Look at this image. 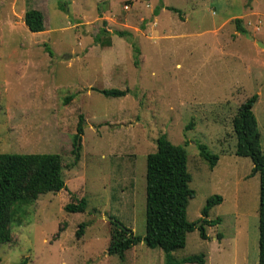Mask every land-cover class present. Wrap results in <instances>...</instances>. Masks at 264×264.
Masks as SVG:
<instances>
[{
    "label": "rangeland",
    "instance_id": "1",
    "mask_svg": "<svg viewBox=\"0 0 264 264\" xmlns=\"http://www.w3.org/2000/svg\"><path fill=\"white\" fill-rule=\"evenodd\" d=\"M29 9L44 14L43 32L26 26ZM102 29L110 33V47L98 42L107 39ZM259 43L264 0H0V154H60L67 185L21 208L12 242L0 245V264H165V253L144 243L125 260L110 256L112 225L105 219L146 235V159L162 135L187 152L196 193L188 220L203 225L207 200L223 197L209 213V220L222 221L207 228L209 240L195 230L173 257L259 264L260 176L251 175L250 158L235 155L233 128L239 107L259 95L253 111L264 153ZM93 88L129 93L107 98ZM198 144L220 157L214 170ZM83 198L85 213L65 210Z\"/></svg>",
    "mask_w": 264,
    "mask_h": 264
},
{
    "label": "trees",
    "instance_id": "2",
    "mask_svg": "<svg viewBox=\"0 0 264 264\" xmlns=\"http://www.w3.org/2000/svg\"><path fill=\"white\" fill-rule=\"evenodd\" d=\"M164 6L162 5V8ZM162 8L156 9L158 16ZM181 15V11L174 7H164ZM65 10L64 7H61ZM183 20V19H182ZM24 22L32 33H41L45 30V16L37 9H29L24 17ZM237 22H239L237 20ZM240 33L245 29L238 26ZM106 40L97 38L105 47H110L112 42L110 33L102 29ZM119 37H131L128 32H117ZM47 46V45H46ZM136 57L140 50L134 45ZM47 51L53 55L47 46ZM136 65L139 61L136 60ZM94 91L107 98L125 97L129 90L97 89ZM73 97H68L69 104ZM259 100V95L248 98L238 109L233 119V128L237 138L235 155L250 158L253 163L251 175L260 176V204H259V264H264V153L261 145V133L254 106ZM84 134V116L81 115L77 126L75 160H80V146L77 141ZM157 151L151 153L146 159V235L142 238L126 227L115 217L111 221V241L108 248L110 256H117L125 260L126 253L134 246L144 243L150 249H161L165 253V264H206L205 254L192 255L181 260L173 257V252L184 249L187 245L188 235L195 230L199 231L200 238L207 241L209 235L207 228L215 227L221 219L209 220V213L223 202V197L216 195L207 200L202 210L206 219L203 225L192 223L188 220V206L196 195L190 188L192 176L188 171V156L186 149L174 145L167 137L162 135L157 139ZM200 157L206 161L210 170L218 165L220 157L210 153L204 144H198ZM67 190L63 179V159L60 154H0V245L12 242V226L18 220V213L24 206L33 205L41 195L58 193ZM88 202L85 198L77 203H69L65 210L69 213H85ZM121 224V225H120ZM86 224L80 225L77 236L84 234ZM221 240L222 236L218 235ZM20 264H27L26 261Z\"/></svg>",
    "mask_w": 264,
    "mask_h": 264
},
{
    "label": "water",
    "instance_id": "3",
    "mask_svg": "<svg viewBox=\"0 0 264 264\" xmlns=\"http://www.w3.org/2000/svg\"><path fill=\"white\" fill-rule=\"evenodd\" d=\"M259 45L261 46V47H264V45L263 44H261V43H259ZM80 142H81V140H79V143L78 144H80ZM105 219H107L108 221H115V219H112V218H110V217H108V216H105ZM121 225V224H120ZM202 225V223H200V224H198V226H201ZM122 227H124L123 225H121ZM128 231H130V230H128ZM131 232V231H130Z\"/></svg>",
    "mask_w": 264,
    "mask_h": 264
},
{
    "label": "crops",
    "instance_id": "4",
    "mask_svg": "<svg viewBox=\"0 0 264 264\" xmlns=\"http://www.w3.org/2000/svg\"><path fill=\"white\" fill-rule=\"evenodd\" d=\"M209 262V260H207L206 264Z\"/></svg>",
    "mask_w": 264,
    "mask_h": 264
}]
</instances>
